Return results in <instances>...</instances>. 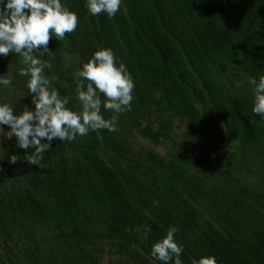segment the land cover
<instances>
[{
	"label": "trees",
	"instance_id": "trees-1",
	"mask_svg": "<svg viewBox=\"0 0 264 264\" xmlns=\"http://www.w3.org/2000/svg\"><path fill=\"white\" fill-rule=\"evenodd\" d=\"M64 3L79 25L50 40L53 86L78 109L74 73L109 47L134 78L132 110L117 132L54 140L42 168L0 135V264H101L106 253L161 264L151 246L171 225L184 264H264V120L248 82L264 76V0H124L111 19ZM19 60L0 58V75L14 77L0 102L17 114L34 107ZM134 135L165 153L135 151Z\"/></svg>",
	"mask_w": 264,
	"mask_h": 264
},
{
	"label": "clouds",
	"instance_id": "clouds-1",
	"mask_svg": "<svg viewBox=\"0 0 264 264\" xmlns=\"http://www.w3.org/2000/svg\"><path fill=\"white\" fill-rule=\"evenodd\" d=\"M124 0H85V7L93 17L106 13L115 17ZM79 25V15L66 6L64 0H0V58L10 54L20 57L16 72L28 78L26 87L31 105H24L17 114L14 108L0 102V129L9 126V139L16 137V146L24 149V159L39 168L44 166V155L52 150L53 141H75L90 132L119 130V115L132 110L135 81L123 62H118L112 48L103 47L82 62L74 73L76 99L79 108L68 107L70 96H62L53 86L45 69L53 68L50 40L61 41ZM13 76L0 75V85L11 86ZM253 86L252 112L264 120V76L248 78ZM103 97V98H102ZM104 110L113 115L105 118ZM31 150V151H29ZM20 158L10 157L15 164ZM154 203L158 204V201ZM141 231V229H137ZM147 238L150 225L143 227ZM180 229L171 225L166 234L151 246V257L161 264H184V245L176 239ZM192 264H219L215 255L193 259Z\"/></svg>",
	"mask_w": 264,
	"mask_h": 264
},
{
	"label": "rangeland",
	"instance_id": "rangeland-1",
	"mask_svg": "<svg viewBox=\"0 0 264 264\" xmlns=\"http://www.w3.org/2000/svg\"><path fill=\"white\" fill-rule=\"evenodd\" d=\"M176 121H177V119H176ZM176 128H177L176 132L178 134H180V135H181L182 131L185 130V127L183 126V123H180L179 121L177 122ZM9 130H10L9 126H7V125L4 126V130L0 129V135L5 134V137L7 138L6 145H8V146H10L12 144V140L16 138L15 136H13L11 139H9V134H8ZM129 145L135 151H139V150H143V151L154 150V151H156L157 153H160V154H164L165 153V149H164L163 146H160V145L154 146L153 143H151L147 139H144V138H142V137H140L138 135H134V137L130 140ZM252 173H253L252 174L253 178H256V180H260L261 179L260 175L257 176V173L255 175L253 171H252ZM118 259H119L118 256L106 253L104 255V257H103V260L101 261V264H109L110 262H113L115 264ZM121 259H122V261L125 260L123 258H121ZM150 264H152V263H150Z\"/></svg>",
	"mask_w": 264,
	"mask_h": 264
}]
</instances>
